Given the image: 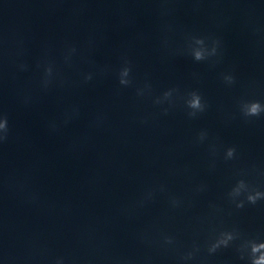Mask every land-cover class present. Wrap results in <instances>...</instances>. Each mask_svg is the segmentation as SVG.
Masks as SVG:
<instances>
[{
  "label": "water",
  "instance_id": "obj_1",
  "mask_svg": "<svg viewBox=\"0 0 264 264\" xmlns=\"http://www.w3.org/2000/svg\"><path fill=\"white\" fill-rule=\"evenodd\" d=\"M0 264H264V0H0Z\"/></svg>",
  "mask_w": 264,
  "mask_h": 264
},
{
  "label": "clouds",
  "instance_id": "obj_2",
  "mask_svg": "<svg viewBox=\"0 0 264 264\" xmlns=\"http://www.w3.org/2000/svg\"><path fill=\"white\" fill-rule=\"evenodd\" d=\"M253 111H255V108H253Z\"/></svg>",
  "mask_w": 264,
  "mask_h": 264
}]
</instances>
